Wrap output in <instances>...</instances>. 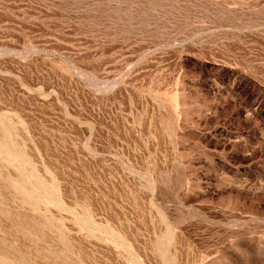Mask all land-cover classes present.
I'll use <instances>...</instances> for the list:
<instances>
[{
  "label": "rangeland",
  "instance_id": "374dc122",
  "mask_svg": "<svg viewBox=\"0 0 264 264\" xmlns=\"http://www.w3.org/2000/svg\"><path fill=\"white\" fill-rule=\"evenodd\" d=\"M0 264H264V0H0Z\"/></svg>",
  "mask_w": 264,
  "mask_h": 264
}]
</instances>
